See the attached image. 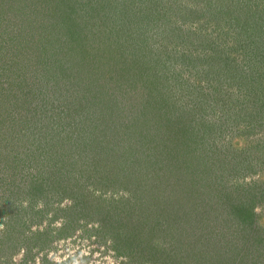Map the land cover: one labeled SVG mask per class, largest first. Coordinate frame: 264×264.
<instances>
[{
	"label": "rangeland",
	"instance_id": "rangeland-1",
	"mask_svg": "<svg viewBox=\"0 0 264 264\" xmlns=\"http://www.w3.org/2000/svg\"><path fill=\"white\" fill-rule=\"evenodd\" d=\"M0 264H264V0H0Z\"/></svg>",
	"mask_w": 264,
	"mask_h": 264
}]
</instances>
